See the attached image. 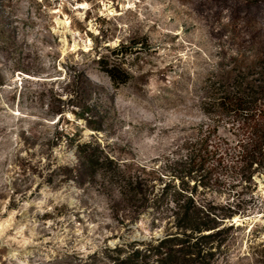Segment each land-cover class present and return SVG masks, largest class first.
Returning <instances> with one entry per match:
<instances>
[{
	"label": "rangeland",
	"instance_id": "1",
	"mask_svg": "<svg viewBox=\"0 0 264 264\" xmlns=\"http://www.w3.org/2000/svg\"><path fill=\"white\" fill-rule=\"evenodd\" d=\"M251 57H264V0H0V264H112L105 245L164 235L149 213L124 227L98 184L60 183L42 139L28 150L27 130L48 136L57 121L35 93L53 87L68 101L76 70L101 86L93 101H104L113 122L103 132L85 128V140L155 168L156 192L188 186L220 212L238 208L215 263L264 264V172L237 163L240 121L225 116L214 131L217 116L202 105L209 78ZM113 64L130 75L117 88L106 69ZM29 114L48 118L50 130ZM210 131L219 155L202 165L204 150L192 144ZM54 151L59 162L74 157L65 145Z\"/></svg>",
	"mask_w": 264,
	"mask_h": 264
},
{
	"label": "trees",
	"instance_id": "2",
	"mask_svg": "<svg viewBox=\"0 0 264 264\" xmlns=\"http://www.w3.org/2000/svg\"><path fill=\"white\" fill-rule=\"evenodd\" d=\"M123 49H126L125 45L115 49V52ZM106 69L116 88L130 78L127 72L118 74L119 67L116 64ZM6 79L5 73L0 70V88L6 86ZM207 82L202 105L205 112L217 116L213 118L214 131L225 116L239 120L242 137L234 146L237 163L245 162L248 168L257 164L254 171L264 172V57H251L246 62L238 59L226 74L209 78ZM100 88L83 71L76 70L66 82V89L71 93L67 96L68 101L53 87L35 93L33 101L41 104L48 117L57 116V121L54 123V132L48 136L41 137L37 128L27 130L25 142L29 144L28 150L30 146H40L37 141L42 139L43 147L49 149L47 165L62 176L60 183L98 184L99 190L109 198L110 210L117 214V219L124 227L138 222L146 213L151 214L154 225H168V228L164 227L166 229L162 237L132 240L115 247L105 245L104 254L112 260V264H216L217 253L222 252L223 247L226 248L229 232L234 226V223H227L240 210L230 207L220 212L216 205L202 204L188 186L171 189L170 184L166 183L162 190L156 192L158 178L155 168L135 159L117 157L108 149L110 144L98 139L85 140V128L103 132L108 123L109 126L113 125L104 101H93V96L100 95ZM47 92L49 94L45 102ZM17 93L16 89L11 93L13 99ZM67 111L73 114L74 119L68 116ZM27 116L32 119L31 125L34 127L50 130L48 118L35 114ZM67 124L72 125L71 130ZM212 132L204 134L199 142L192 144L193 148L199 145L204 150L203 153L200 149L202 154L199 160L202 165L211 156L214 158L219 155L218 145L213 150L209 149ZM62 145L74 154L66 162H59L55 156L54 148ZM198 156L194 150L190 153L191 170L195 169ZM218 157L220 164L222 156ZM96 254L97 251L92 256Z\"/></svg>",
	"mask_w": 264,
	"mask_h": 264
},
{
	"label": "bare ground",
	"instance_id": "3",
	"mask_svg": "<svg viewBox=\"0 0 264 264\" xmlns=\"http://www.w3.org/2000/svg\"><path fill=\"white\" fill-rule=\"evenodd\" d=\"M236 217H237V216H236ZM236 217H235V220H236V222H238V221H239V218H236Z\"/></svg>",
	"mask_w": 264,
	"mask_h": 264
},
{
	"label": "water",
	"instance_id": "4",
	"mask_svg": "<svg viewBox=\"0 0 264 264\" xmlns=\"http://www.w3.org/2000/svg\"><path fill=\"white\" fill-rule=\"evenodd\" d=\"M232 222H234V223H235V222H236V220L233 218V219H232ZM236 223H238V222H236Z\"/></svg>",
	"mask_w": 264,
	"mask_h": 264
}]
</instances>
